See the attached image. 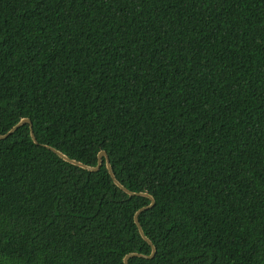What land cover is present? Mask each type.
Here are the masks:
<instances>
[{
  "label": "trees",
  "instance_id": "16d2710c",
  "mask_svg": "<svg viewBox=\"0 0 264 264\" xmlns=\"http://www.w3.org/2000/svg\"><path fill=\"white\" fill-rule=\"evenodd\" d=\"M0 264H264V0H0Z\"/></svg>",
  "mask_w": 264,
  "mask_h": 264
},
{
  "label": "water",
  "instance_id": "95a60500",
  "mask_svg": "<svg viewBox=\"0 0 264 264\" xmlns=\"http://www.w3.org/2000/svg\"><path fill=\"white\" fill-rule=\"evenodd\" d=\"M28 124L29 126V132H30V137L32 139V141L34 142V144H38L36 141V138L34 136L33 130H32V123L28 118H22L19 120L18 123H16L8 132H6L5 134L0 135V140L1 139H5L7 138L9 135H11L17 128H19L22 125ZM44 148L52 151L54 154H56L60 159H63L65 162L78 166L84 170H88L91 172H97L101 169V167L103 166V158H106V167L108 169L109 174L111 175V177L114 180V183L121 189L123 190L125 193H127L130 196H139V197H146L150 200V204L148 206L142 207L140 208L137 213L135 214V223L139 229V232L142 236V238L148 242V244L152 247V253L150 255H145V254H141V253H129L125 256L124 258V264H129V260L132 257H140V258H146V259H151L155 256L156 254V247L153 244V242L146 236L143 227L139 221V217L141 215V213L153 208L155 206L156 200L155 198L150 195L147 192H132L129 189H127L124 185H122L115 177L114 171L112 169L109 157L107 155V153L105 151H101L98 155V164L96 166H89L86 165L80 161H77L75 159H71L70 157H68L66 154L60 152L59 150H56L55 148H52L50 146L47 145H42Z\"/></svg>",
  "mask_w": 264,
  "mask_h": 264
}]
</instances>
